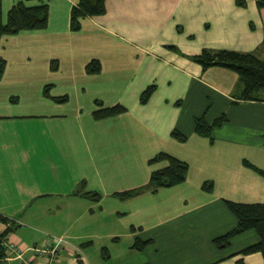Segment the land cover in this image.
Listing matches in <instances>:
<instances>
[{"label": "crops", "instance_id": "0c3cea01", "mask_svg": "<svg viewBox=\"0 0 264 264\" xmlns=\"http://www.w3.org/2000/svg\"><path fill=\"white\" fill-rule=\"evenodd\" d=\"M18 1L1 0L3 21ZM257 1L104 0L102 13L81 15L72 28L79 0H46L44 28L2 36L5 236L25 247L62 235V264H264L261 252H242L259 239L253 229L225 246L214 242L237 224L224 200L264 202V176L245 165L264 170V90L244 99L236 70L192 59L203 49H232L264 61ZM115 104L125 110L92 114ZM199 116L224 120L206 136L194 129ZM159 152L188 164L184 180L121 196L167 164L151 161Z\"/></svg>", "mask_w": 264, "mask_h": 264}, {"label": "trees", "instance_id": "16d2710c", "mask_svg": "<svg viewBox=\"0 0 264 264\" xmlns=\"http://www.w3.org/2000/svg\"><path fill=\"white\" fill-rule=\"evenodd\" d=\"M27 1L30 0H21L13 4L7 12L6 21H3L0 0V39L4 35L14 34L20 30L39 29L47 25L48 4L46 0H37L38 2L35 4H28ZM257 4L258 6H264V0H258ZM103 11L104 0H79L78 4L74 6L71 11L72 28L78 26L77 19L79 16L84 14L96 15ZM192 59L200 63L202 67L221 65L236 70L242 83L241 97L244 99H261L260 95L264 90V61L258 58L253 52H241L232 49H203L199 53L192 55ZM1 63L2 61H0V65ZM97 68L98 63L94 61L90 62L87 66V69L92 71ZM153 90L154 85L147 86L141 93L140 101L142 103L146 102ZM124 110V106L115 104L113 106L100 107L94 110L92 114L96 119H100L116 115ZM223 120L224 117L222 116L217 118L212 124H208L203 116L195 117L194 129L201 135L209 136L212 126L219 125ZM171 135L179 140L185 139V135L178 129H173ZM151 161H166L167 164L151 172L147 185L125 190L120 193L121 196H130L146 188L154 190L160 186H170L184 180L188 170V164L185 161L166 152H159ZM245 165L253 168L264 176V170L248 162H245ZM78 193L90 200H98L100 197L98 192L86 190L81 187ZM224 203L235 215L237 224L233 229L214 238L215 244L217 246H225L234 235L253 229L259 235V239L256 243L246 247L242 252L249 253L259 251L264 258V202L245 203L224 200ZM3 221H5V219H3ZM7 229L8 228L4 230L1 236L6 235ZM145 243L146 242H140L138 245L136 240L134 247H144ZM4 254L5 251L1 248L0 243V257L4 256ZM237 264H244V262L242 259H238Z\"/></svg>", "mask_w": 264, "mask_h": 264}, {"label": "built area", "instance_id": "2783aa9c", "mask_svg": "<svg viewBox=\"0 0 264 264\" xmlns=\"http://www.w3.org/2000/svg\"><path fill=\"white\" fill-rule=\"evenodd\" d=\"M3 232L0 227L1 248L5 251L4 256L0 257V264H62L59 258L64 245L69 242L66 237L48 235L46 242L41 245L22 247L14 239L1 236ZM34 259L36 262H33Z\"/></svg>", "mask_w": 264, "mask_h": 264}, {"label": "rangeland", "instance_id": "374dc122", "mask_svg": "<svg viewBox=\"0 0 264 264\" xmlns=\"http://www.w3.org/2000/svg\"><path fill=\"white\" fill-rule=\"evenodd\" d=\"M5 15H6V14H4V18L6 17ZM152 85H153V84H152ZM154 88H155V85H154ZM149 97H150V96H149ZM36 224H39V223H36Z\"/></svg>", "mask_w": 264, "mask_h": 264}]
</instances>
